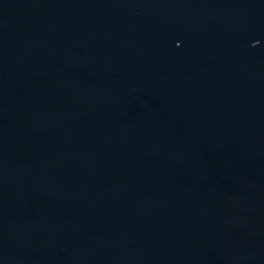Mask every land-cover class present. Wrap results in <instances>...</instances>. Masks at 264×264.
<instances>
[{
	"label": "water",
	"instance_id": "95a60500",
	"mask_svg": "<svg viewBox=\"0 0 264 264\" xmlns=\"http://www.w3.org/2000/svg\"><path fill=\"white\" fill-rule=\"evenodd\" d=\"M0 264H264V0H0Z\"/></svg>",
	"mask_w": 264,
	"mask_h": 264
}]
</instances>
